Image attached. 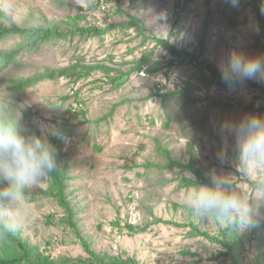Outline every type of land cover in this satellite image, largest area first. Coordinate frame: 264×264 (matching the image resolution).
I'll return each mask as SVG.
<instances>
[{"label": "rangeland", "instance_id": "374dc122", "mask_svg": "<svg viewBox=\"0 0 264 264\" xmlns=\"http://www.w3.org/2000/svg\"><path fill=\"white\" fill-rule=\"evenodd\" d=\"M231 15L236 18L230 22ZM130 16L138 22L127 25ZM0 23L100 29L46 41L12 33L0 41V51L20 49L0 67V112H20L25 134L41 135L46 115L64 129L67 143L48 139L57 149V168L67 176L63 196L72 222L92 251L131 257L138 264H231L219 241L225 234L229 242L236 241L237 264H264V200L255 195L252 175L241 172L235 146L222 127L247 113L248 105L264 106V100L247 83L232 91L210 83L204 65L171 55L153 39L200 52L203 63L216 67L233 48L264 54V6L257 12L249 0L235 6L229 0H0ZM139 60L141 68H133ZM89 66L96 68L77 78L48 75ZM98 66L133 69L125 83L106 90L103 82L116 73ZM25 78L36 81L23 89L15 86ZM210 100L230 106L205 107ZM73 104H80L75 112ZM256 112L264 115V109ZM162 148L191 166H161L167 162ZM198 172L227 180L228 189L258 212L256 226L240 232L211 218H195L189 208L195 187L182 185L180 178L195 179ZM25 189L30 192L23 201L3 205L16 213L15 236L53 258L86 257L63 206L49 194V178Z\"/></svg>", "mask_w": 264, "mask_h": 264}, {"label": "clouds", "instance_id": "9594fccd", "mask_svg": "<svg viewBox=\"0 0 264 264\" xmlns=\"http://www.w3.org/2000/svg\"><path fill=\"white\" fill-rule=\"evenodd\" d=\"M235 6L238 0H229ZM167 20L166 14L163 16ZM218 71L225 87L235 90L250 80H264V54H246L233 48L218 62ZM41 135L25 134L18 115L0 112V228L15 231L16 213L3 205L24 199V190L45 181L57 169V149L49 136L65 143L69 137L53 117L46 115L40 122ZM242 164L241 172L253 177L255 195L264 200V115L247 112L236 120L223 124ZM228 181L212 177L209 183L197 185L190 197L189 208L197 219L211 218L218 224L249 231L258 222L253 206L233 194Z\"/></svg>", "mask_w": 264, "mask_h": 264}, {"label": "trees", "instance_id": "16d2710c", "mask_svg": "<svg viewBox=\"0 0 264 264\" xmlns=\"http://www.w3.org/2000/svg\"><path fill=\"white\" fill-rule=\"evenodd\" d=\"M249 3L253 6H255V10L257 12L261 11V8L264 6V3H261L259 5H256V0H249ZM94 8L95 6H91ZM233 18H236L235 16L231 15L228 17V20L231 22ZM138 21L130 16L129 20L126 21L127 25H131L134 23H137ZM231 24H234L233 22ZM72 26L67 29H62L57 26H51L50 24H40L38 26L30 27L28 28H20L16 26H5L0 23V41L12 33H20L25 36H27L30 40H36V41H46L50 40L52 38H63L69 35L70 33H79V34H85V33H98L100 29H98L96 26H77L75 24H71ZM207 26V22H205V28ZM154 41L160 45L162 48H164L168 53L174 56H183L184 58H187L188 61L191 64H194L196 66L204 65L206 71L210 75V83H216L217 85H224L220 73L218 71V68L211 64V63H203L200 59V52H190L184 48H176L172 43L169 42L168 39H163L159 37H153ZM20 51L19 48H13L10 51H0V67L4 68L8 65L10 61H12L16 54ZM142 66V60H139L136 65L133 67L135 69H139ZM99 68L103 69L107 73H116L114 76L109 75V79L103 84L106 86L105 89L109 90L112 88H117L121 86L123 83H125L129 77L130 71L133 68H129L128 71L122 72L119 69L109 68L105 66H98ZM94 66H89L86 68V70L81 69L79 71L74 72L73 69L68 70V68H62L56 71V74L51 71L48 75L53 76H62V75H72L74 78L79 77L80 75H85L87 71H91L95 69ZM36 79L31 78H25L21 79L18 82H15V86L23 89L26 85L35 83ZM249 86H252L257 89L259 95L264 100V84L261 82H253V81H247L245 82ZM104 87V86H103ZM172 93L182 96L185 100L189 102H199L198 99H191L187 92L180 91V90H174ZM219 107V106H230V103L227 101H215L210 100L208 101L207 105L205 107ZM264 109V106L255 108L253 104H250L246 107L247 112H256V111H262ZM162 152L167 156V162L164 165H161L163 167L172 168L173 166L177 167H185L186 164H183L175 159L168 153V151L164 148L161 149ZM57 156V154H56ZM191 166V163L186 165V167ZM197 170V169H196ZM49 194L56 195L57 200L61 206H63L65 211V221L66 223L72 228V232L74 233L75 237H77L85 252L87 253L86 257H75V258H69V257H59V258H53L50 255L42 254L37 250L35 247H30L26 243L20 241L14 234L13 231H9L4 228H0V264H138L135 259L131 257H122L117 255H101L97 254L94 251H92L89 248V245L86 243V241L80 236V234L77 232L74 223L72 222L71 218V212L72 209L70 205L68 204V200L64 199L63 196V190L66 187V184H64V180L67 178V176L64 174L63 170L56 169L55 172H53L49 177ZM211 180L203 177L200 172L197 173L196 178L192 179L189 177L182 176L180 178V183L184 186H194L200 184L209 183ZM29 190H24V194H28ZM45 195L47 193H44ZM1 220V219H0ZM131 230H135L136 227L129 225L128 226ZM195 233H199L201 235H204L206 237H209L210 239H214V237L209 236L208 232H201L197 228H195ZM233 236H235V233H232ZM226 248L227 252L230 255L231 258V264H237V261L235 259V240L232 242H229L226 238L225 234L222 235V239L219 240ZM257 264H261L258 262Z\"/></svg>", "mask_w": 264, "mask_h": 264}, {"label": "built area", "instance_id": "2783aa9c", "mask_svg": "<svg viewBox=\"0 0 264 264\" xmlns=\"http://www.w3.org/2000/svg\"><path fill=\"white\" fill-rule=\"evenodd\" d=\"M103 7V6H102ZM74 92V88H71L70 89V93H73ZM78 105H80V104H73L72 105V111L73 112H75L78 108H79V106Z\"/></svg>", "mask_w": 264, "mask_h": 264}]
</instances>
